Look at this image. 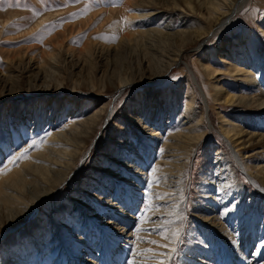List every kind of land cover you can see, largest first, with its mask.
<instances>
[{
	"label": "rangeland",
	"instance_id": "rangeland-1",
	"mask_svg": "<svg viewBox=\"0 0 264 264\" xmlns=\"http://www.w3.org/2000/svg\"><path fill=\"white\" fill-rule=\"evenodd\" d=\"M212 1L227 4L229 0H0V149L12 133L11 127L19 129L23 124L28 130L23 139L17 134L18 144L12 149L6 147L5 155L0 151V161L4 162L0 164V174L6 176L24 162L30 164L29 158L33 155L38 157H34L35 164L41 162L40 156L45 155L43 148H50L54 143L60 142L72 149L71 152L64 150L62 158L67 159H63L66 162L63 168H48L51 173L48 182L56 184L49 195L40 196L49 185L41 184L42 187L39 185L37 191L32 192L29 191L32 187L26 185L29 194L22 199V209L12 214L3 210L5 203L0 199V260L2 255H7L9 260L0 264L13 262V252L15 255L20 251L24 253L28 245V255H38V248L33 246L35 239L36 242L42 240L47 246L45 256L55 250L51 260L52 264L57 263L60 248L56 250L48 237L55 227L65 229V233L74 228L82 238L87 237L86 232H93L88 230V227L91 229L88 223L95 224L96 220L95 226L103 227L106 222L107 226L103 228L108 229L109 234L114 230V234L121 235L119 220L115 217L100 220L97 215L101 206L109 208L105 211L107 214H123L125 210L117 208L120 204L115 205V200H109L116 192L110 188L113 177L116 183L118 180L123 183V178L128 177L126 172L131 177L133 170L144 168L142 171L148 174L141 176L142 182L134 189L139 201L133 212H128L133 218L126 226L127 233L121 235V239L115 240L113 234L110 239L101 240L103 232L99 229L95 234L100 232L101 237L92 242L96 256L88 254L84 257L87 264H119L120 259L115 256L129 244L125 242L127 235L136 233L140 228L138 225L170 216L167 213L172 208L167 206L171 203L150 205V191L155 184L150 183L149 174L153 164L162 158L159 149L164 144L163 138L181 126H194L196 121L205 127L204 136L189 152L183 175H180V186L178 189L172 187V190H178L174 196L183 198L182 213L177 217L176 226L168 221L163 230H141L144 233L143 250L154 253L152 251L163 244L169 246L175 242L168 264H192L201 255V250L210 251V264L227 262L224 256L228 253L218 248L214 235L212 242L207 243L208 233L212 234L213 230L209 226L211 221H204L206 217H219L221 208L219 205L213 207L216 212L210 216H205L207 214L201 210L214 206V199L222 197L219 192L232 185L225 184L219 191V186L209 180L213 184L211 201L202 189L205 178L209 175L211 179L217 173L218 152L223 156L231 152L236 158L238 180L245 186V209L247 211L248 206L256 208L257 229L264 226V178L259 173L249 174L248 169L264 165V135H259L264 134L260 128L264 119L261 122L258 118L259 115L264 117V84L257 86V80L254 86L247 87V83L239 79L241 77L228 76L224 70L229 65L220 62L221 55L232 57L227 51L232 43L237 47L239 40L249 45L246 50H254L257 58L264 60V0H236L232 10L211 29L210 9L214 8H209V4ZM146 13L154 14L147 16ZM200 33L202 35L197 38ZM203 64L223 70L217 79L232 93L257 90V102L240 103L238 100L234 104H218L214 80ZM189 101L197 110L193 123L184 122L190 119L188 114H183ZM141 110L148 113L149 124H136L143 114ZM161 112L164 114L159 127L154 124ZM221 114L239 124L241 140L248 143L237 148L228 140L226 133L221 131ZM152 127H159L158 131L162 133L149 137ZM53 133L59 136L50 142ZM151 139L155 141L153 156L148 159L142 148ZM136 149L135 154L140 156L135 159L142 165L133 166L132 162L136 161L127 156L134 154L132 151ZM25 151L24 159L7 164L12 154ZM177 152L185 154L186 150ZM131 166L134 169H130ZM167 184L165 188L170 189ZM123 195L128 197L126 192H122ZM33 201L34 206L24 212ZM158 208L164 209L159 214L167 217L147 220L145 216L155 209L159 211ZM141 217L145 219L141 220ZM213 220L218 226L222 223L217 218ZM204 225L207 230H203ZM222 226L218 228L222 229ZM12 236H19V239L10 245ZM106 241L109 245L112 241L116 244L112 242L105 249ZM133 245L135 243L128 256ZM71 246L72 249L78 247L74 243ZM109 248L112 260L108 262L104 252ZM72 252L66 254V259L73 256ZM222 252L224 256H221ZM254 253L251 249L246 252L245 263ZM122 257L128 264L131 258ZM263 262L261 260L259 264Z\"/></svg>",
	"mask_w": 264,
	"mask_h": 264
},
{
	"label": "bare ground",
	"instance_id": "bare-ground-1",
	"mask_svg": "<svg viewBox=\"0 0 264 264\" xmlns=\"http://www.w3.org/2000/svg\"><path fill=\"white\" fill-rule=\"evenodd\" d=\"M235 1L236 0H229V1H227V4L219 3V2L215 3L214 1H212L209 4L211 6L209 8H214V10H215L214 11V10L210 9V11H211L210 18L213 22L212 25L210 26L211 29L214 28L216 23L217 24L219 23V20L222 17H224L227 13H229L232 10L233 5L235 4ZM147 13H146L147 16L154 14V13H149V14H147ZM206 31H208V30H206ZM208 32H206V33L208 34ZM263 32H264V29H263ZM200 35H202V34L200 33L197 38H199ZM248 46L249 45H246V43H244L243 40H239V42L237 43V47L234 46L232 43V45L229 47V50L227 51V53H229V55L231 54L232 57L221 55L222 60H220V62L222 61V63L229 65L224 70V72L225 71L227 72L228 76H230V77H235V76L241 77L239 79L242 80L243 83H247V85H246L247 87L254 86V84L256 83L257 80L259 82V84L257 86H261L260 85L261 83H262V85L264 84V81H263V79H264V60L258 59L257 56L254 54V50H252L251 48H249V49H251V51L246 50L245 48H247ZM203 66H205V65L203 64ZM168 67L166 69H168ZM205 71L208 75H210V78H212L214 80V83H215L214 84V89H215L214 95H215V101L218 104H222V103L234 104L238 100L240 103L247 102V103L251 104V103L257 102V99H256L257 93L255 92L257 90H255V91L250 90V91H247L246 93H241V94L232 93L223 84L220 85L221 81L219 79H217L218 76L221 75V72L223 70L218 71V69H213L211 66L206 64ZM160 74H162V72ZM259 78H260V80H259ZM236 79H238V78H236ZM260 95H262V93H260ZM259 104H262V102ZM192 107H193L192 102L189 101L188 103H186V112L183 114H186V115L188 114L187 118H190V119H189V121H184L185 123L192 122L193 117H195V115H197V110L195 108L193 109ZM141 112L143 114L140 118H137L136 124H138V125L140 123L143 125L149 124V121L147 119L148 113L143 112L142 110H141ZM160 114L161 115H158L159 121L158 120L155 121L156 124H154V125L159 126V127L161 126L160 124H161L162 117H163L162 115L164 114V112H161ZM262 116H260V115L258 116L260 121L261 120L263 121V119H264V117H262ZM35 117H36V115H35ZM170 117H171V115H170ZM38 118H39V116H38ZM36 119H37V117H36ZM179 119H181V121H182L181 116H179ZM219 123L221 126V131H224L226 133V137L228 138V140L230 139V142L232 144H234L235 147L238 148V146H244L246 143H248V141L246 142L245 140H241L243 137H241V135H240L238 123L230 121L223 114H221V116L219 117ZM180 125H181V123H180ZM26 126L27 125L21 124L19 129H14L12 127L10 128L12 133L6 138V141L1 144L0 151H2L3 155H5L3 151H5L6 147H10L12 149V147L14 148L18 144L19 139L17 137V134H19L21 139H23L25 137V134L28 131ZM159 127L157 129H155V127H152L150 129L149 137H150V135L161 134L162 132L160 133L158 131ZM204 128L205 127L202 126L200 121H196L194 126H190L189 128H183L181 126L178 131L174 132L172 135H169V137H165V139L163 138L164 144L159 149L160 158L161 157L162 158L160 159V161L158 160L157 163L153 164L152 171L149 174L151 176L150 177V183L153 182L155 184L150 191V193H151L150 195L152 196L151 197L152 198V201H151L152 204L150 203V205L153 206L156 203H158V204L160 203L163 205L167 204V203H171L169 206H167V207L172 208V209H169L168 213H167V216H168V214L170 216H168V218H163V219L158 217V216H161V217L163 216V214L162 215L159 214L162 210H164V209H159L162 207L158 208L159 211H157L155 209V210L149 212V214H147V216H145V217H147V220L148 219L152 220L154 217H158V218L156 219V221H153V222L148 221L147 224H142L141 226L138 225L137 228H139V227L140 228L138 229V231H136V233H131V234L127 235L128 239L125 242H127L129 244L125 245V247H124L125 249L122 250V252L119 255L115 256L116 258L120 259V261H119L120 263L117 261L119 264H126L127 263V261L125 262V260H123L124 258L122 257L125 255H127V257L131 258L128 261V264H168L169 263L170 257H171L170 254H171V251L173 249V245L175 242L170 243L169 246L166 244L165 245L163 244L164 246L162 245L163 247L161 246V248L156 247L157 249L152 251L154 253H151L150 250H149V252H150L149 253L148 251H144L142 248L141 241H142V239H144V236H143L144 233L141 230H152V231H154L156 229L155 231H157V230H163L166 227V225H168L169 223L173 224L174 226L177 225V222H178L177 217L179 216V214L182 213V209H183V200H182L183 198L176 196V195L174 196V194L175 193L177 194L176 191H178L177 189L180 186L179 183H181V181H182V177L180 175L181 174L183 175V169H184L183 167L186 165V160L189 158V154H190L189 152L192 150L193 147L195 148L196 143L199 140H201L202 137L204 136V133H205ZM260 128H261V132H263L264 131V124ZM37 135L38 134H36V136ZM259 135L263 136L264 134L260 133ZM58 136H59L58 134L53 133V136H51L49 138V141L50 142L55 141ZM154 142L155 141L151 139V140H149V143H147V145L146 144L143 145V148H142V149H144L143 154L145 155V157H148V159H150L153 156L152 155V145ZM65 145H68V144H65ZM63 146H64L63 143L57 142V143H54V145L51 146L50 148L44 147L42 151H45V155L40 156L41 162L40 161L38 162L36 160L38 163L36 162V164H35L34 157H36V156L33 155L29 158L30 164H27L28 162H24L22 165H20L18 167V169L12 170L11 172L7 173L8 176L7 175L2 176L0 174V199L2 202L4 201L3 203H5L4 204L5 207L3 210H5L6 212L9 211V214H10L11 212L16 213V211H18L19 209H22V203L21 202H22V199H24L23 197L27 196L29 194V191H31V192L37 191L39 185L41 187L44 184L49 185L48 190L46 192H44L43 194H41L40 196H47L55 190L56 184L54 182H51L49 184V182H48L50 179L49 174H51L48 168H50V166H56V167L58 166L59 169L63 168L62 165L63 164L65 165V163H66L65 160H63V159L64 158L67 159L65 156H64V158H62L63 155L65 154L64 150L68 149L70 152L72 151L71 148L65 147V146L63 147ZM244 148H247V147H244ZM137 150L138 149L133 150L132 152L134 154H132V155L129 154L127 156V158L132 159L131 161H136L135 163L132 162L133 166L137 165V164L142 165V163H140L138 161V159L137 160L135 159L139 155V154H135L137 152ZM179 150H182V151L186 150V153L181 154V152H180V154H179L177 152ZM161 153H163L164 155H162ZM177 154H178V156H177ZM238 154H237V156H238ZM50 155L52 158H50ZM217 156L218 157L216 158V161H215V164H217V171H216L217 173L214 176H212L211 179H210L209 175H208V177L205 178L206 183H205V185H203L202 189L205 190L204 192L207 193L208 194L207 197H209L208 200L211 201V199H213V196H211L210 193H211V189H212L213 184L212 183L210 184V182L216 183L217 186H219L218 187L219 191L221 188L224 189L223 186L225 184L230 185V183H232V185H230V187H229L230 189H228V190L224 189L225 191L219 192V195H222V197L221 198L217 197L214 199V202H213L214 206L210 205L208 208L205 207V208L201 209L202 211H204V213L207 214L205 216H208V215L210 216L211 213H215L216 211L213 207H215L217 205H219V207L221 208V211H222L219 217L212 216L211 218L206 217V219H204V221H206L208 219H209V221H211L209 226H210V229L213 230L212 234H210L211 232L208 233L207 243L212 242V240H213L212 235H214L213 238L217 239L216 240L217 242L215 244L218 246V248H220V249L223 248V250L226 253H228L227 256L223 255L224 251L221 253L222 254L221 256H224L225 260L227 259V262L224 260L225 262L223 264H259L261 260H264V238H263L264 237V234H263L264 233V226L263 227L261 226L262 228L260 227L257 229L255 221H256V218L258 216V211L256 208L252 209L251 206L250 207L248 206L247 211L245 209V205L243 203V198L245 197V195H244L245 186L241 181L238 180V176H237V169L238 168L236 166V162H237L236 158L233 157V154L231 152L228 153V155L224 154V156H223L222 152H218ZM171 158H177V159L171 160ZM35 159H38V157H36ZM33 160H34V163L32 162ZM142 160H144L143 157H142ZM123 161L125 162V160H123ZM174 161L178 165H175L176 163ZM58 163H59V165H58ZM229 163L231 166L228 165ZM122 164H123V162L122 163L120 162V165H122ZM244 164H246V163L244 162L243 165ZM133 166H131L130 169H134ZM248 169L250 171L249 174L259 173L261 175V177L264 178V165L263 166H253L252 168H248ZM142 170H145V169L139 168L136 171L133 170V172L131 173L132 174L131 177L129 176V172H126L125 174L128 173V177L126 176L125 178H123L124 179L123 183H121L120 180H118L116 183L115 178L113 177L114 182H112L111 185L109 184L112 191H114V190L116 191L114 194V197L112 199H109V200H111V201L115 200L117 202V203H114L115 205L120 204L117 208L121 209V211L125 210L124 212H122L123 214H120V215L115 214L114 216H113V213H111V212L107 214V213H105V211H107V209H109V208L105 207V206H104L105 207L104 208L103 206H101L97 202V204L102 207V208L100 207L101 209L99 210V215H97V216L100 218V220H104V218L105 219L109 218L111 220V218H114V217H115V220H119V223H118L119 229L118 230L120 231L121 235H123L124 233L125 234L127 233L126 226L127 227L129 226V224L133 218V217L128 216V212L129 211L133 212L132 211L133 207L136 206L137 202L139 201L138 196H137L138 192L134 189L138 188V185L142 182L141 176H143V175L145 176V174H148ZM55 171L57 172V170H55ZM19 173L22 174V176H20ZM11 177H12V179H11ZM174 178H177V179H174ZM209 180H211V181L209 182ZM31 182L36 183V184L34 185ZM165 183L166 184L169 183L167 185L169 186L170 189L165 188V187H167ZM31 184H33V185H31ZM22 185L25 186V188H22ZM26 185L31 186L32 187L31 190L28 191V188L26 187ZM172 187H175V188L177 187V189L172 190ZM161 190H164V192H162ZM105 191H106V189L104 190V192ZM122 192H126L128 194L129 198L126 197L127 195H125L126 198L124 197V195L122 196ZM224 193H225V195H223ZM169 197H171V198H169ZM34 201L32 204L27 205L28 208H26L24 210V212H27L28 210H30L34 206V203H35ZM3 203H2V205H3ZM99 203H101V202H99ZM112 206H113V203H112ZM122 206H123V208H122ZM163 208H165V207H163ZM245 211H246V213H244ZM169 212H171V214ZM171 215H174V216H173V218L170 219ZM164 216H166V215H164ZM213 218H217L220 221L222 220V223H221V225H223L222 229L218 228L221 225H219V226L216 225ZM0 220H1V218H0ZM110 220H105V221H108L107 223H109ZM168 221H169V223H168ZM243 222H244V225L241 224ZM14 223H16V222H14ZM87 223H88V221H87ZM94 223L96 224L97 221L95 220ZM95 224H92L90 222L88 223V225L91 227V229H89V227H88V230L89 231L91 230L93 232H89L87 234V232L85 231L87 237H85V235H84L82 238L79 237V234L77 235L78 231L74 230V228L71 229L72 230L71 232L67 231V233H65L64 232L65 229L61 230L60 227H58V228L55 227V230H52L50 235L48 234L49 243L55 244L56 250L59 248L61 249V251H60V249L58 250V254L60 253L61 255H60L59 260L55 264H58V263L59 264H87L88 262L84 258L86 255L93 254L96 256V254H94V250L96 248L95 247L92 248L94 246V244L92 242H94L96 237L100 236L99 235L100 232H98L96 234H95V232L98 231L99 229H101V231L103 232L101 240H104V239H110V235L114 234L113 233L114 230H112V231L110 230L111 233L109 234L108 229L103 228L106 225V222H104V224L102 225L103 227H100V228L98 227L100 225L95 226ZM169 226H171V225H169ZM224 228H225V230H223ZM234 228H235V230H233ZM175 229H176V227H175ZM203 230H207V227H205V225L203 227ZM262 231H263V233H262ZM74 234H76L77 236H75ZM121 235L115 233L113 235L114 237H112V238H115V240L121 239ZM72 236H74V239ZM124 237H125V235H124ZM11 238H12V240L9 242L10 245L17 242V240L19 239V236L18 237L12 236ZM54 238H56V240H54ZM130 238H132V240ZM145 239H147V238H145ZM70 240H72V243H74L78 247H76L75 249L73 247V249H72L71 248L72 243L70 242ZM75 240H77V242H75ZM34 241L35 242L33 243V246L35 245L38 248V250L36 252V253H39L38 255L37 254L34 256L28 255V253H29L28 248H30L29 245H28V247H26L24 249V253H22L20 251V252H18V254L15 255L13 250H11L14 254L12 257H14V256L15 257L13 258L14 259L13 262H10L8 264H52L51 257L54 255L55 250H53V253L50 254L51 256L50 255L45 256L44 254H45V251L47 249L46 248L47 246L42 243V240L41 241L38 240L36 242V239H35ZM88 241H90V243ZM112 242L116 244V242H114V241H112ZM105 243H106L105 249L111 245V243L109 245L107 243V241ZM134 243H135V245H133L132 253H131V255L128 256V252H129V250H131L130 248H132V244H134ZM226 243H229V244H226ZM213 244H214V242H213ZM43 246H44V248H43ZM105 249H104V251H106ZM249 249H251L252 252H255V253H254V255H252L251 259L245 263L244 258L247 257L246 252L249 251ZM70 250L71 251L73 250V252H72L73 256L70 257L69 259H66V254H68V252H70ZM109 251H110V248L107 250V252H104L105 256L107 258H109L108 262H109V260L110 261L112 260L110 258L111 256L109 254L110 253ZM126 251H127V253H126ZM12 252H10V253H12ZM141 253H142V255H141ZM200 254L201 255L198 256V259H196V261H194L192 264H194V263H196V264H199V263L200 264H210V262H209L210 261L209 260L210 251L201 250ZM205 255H206V257H204ZM6 257H8V256L6 255L4 257L2 255L0 263L1 262L5 263L6 262L5 260H8ZM261 264H264V262Z\"/></svg>",
	"mask_w": 264,
	"mask_h": 264
},
{
	"label": "snow or ice",
	"instance_id": "snow-or-ice-1",
	"mask_svg": "<svg viewBox=\"0 0 264 264\" xmlns=\"http://www.w3.org/2000/svg\"><path fill=\"white\" fill-rule=\"evenodd\" d=\"M40 13H37V15H39ZM26 155V151L25 152H20L19 154H12L8 159H7V164H14L17 160L19 159H24ZM3 161H0V164H3ZM6 167V164L4 165ZM144 217H141V220H144ZM150 243H155V241H150ZM142 255V253H141Z\"/></svg>",
	"mask_w": 264,
	"mask_h": 264
}]
</instances>
